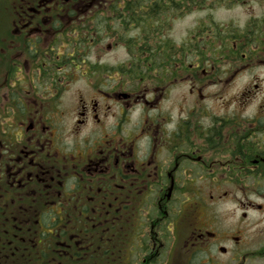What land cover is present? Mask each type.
Masks as SVG:
<instances>
[{
	"label": "flooded vegetation",
	"instance_id": "af4514ba",
	"mask_svg": "<svg viewBox=\"0 0 264 264\" xmlns=\"http://www.w3.org/2000/svg\"><path fill=\"white\" fill-rule=\"evenodd\" d=\"M20 1L14 34H3L0 0V264L263 258L264 247L245 251L244 237L264 232L260 19L228 48L238 64H185L170 48L156 51L158 63L144 58V34L38 24L49 27L59 9L56 19L68 20L64 6L76 7L77 22L99 21L127 0ZM231 32L193 34L186 57L194 37ZM109 39L108 50L125 48L118 63L103 58Z\"/></svg>",
	"mask_w": 264,
	"mask_h": 264
},
{
	"label": "rangeland",
	"instance_id": "374dc122",
	"mask_svg": "<svg viewBox=\"0 0 264 264\" xmlns=\"http://www.w3.org/2000/svg\"><path fill=\"white\" fill-rule=\"evenodd\" d=\"M5 4L7 7L9 6L8 2L4 1L5 12L3 9V31L6 30V28L11 31V21L10 23L8 21L10 20L12 12L9 8L7 9ZM171 19L172 20L169 25H167L164 34L156 35L154 39L148 42L149 45H153L154 40L167 42L170 46H172L170 49L178 50V52L181 53V62L185 64L203 63L202 61L206 58L209 60L208 63L212 64H238L239 62L236 61V57L228 52V48L230 47L232 41L237 38L236 32H238V30H243L245 24L248 22L251 23L256 19L264 20V0L240 1L230 7L221 6L213 9H192V11L187 12L186 14L174 16ZM217 28L224 31H233L234 29L233 32L235 35L227 36L228 39H224L223 42H219L217 40L213 41L211 39L206 41L204 39V35L194 37L192 43L194 44L195 52L189 53L186 57L184 50L188 46L189 40L192 39L193 34H208L207 32L210 29L217 30ZM132 35H134V33ZM200 37L203 39L200 40ZM110 43H113L111 39L105 40L103 46L101 47V49L108 51L105 53L103 58L108 61L110 60L111 63H118L125 58V48L122 45L117 46L116 48L111 46L109 50L112 49V51H109L107 49V45ZM144 51H146L144 58L150 57L147 50ZM208 51H210L211 54L208 53ZM156 59H158L156 62H159L160 58ZM237 86L238 84L233 85L229 89L228 95H233L236 92ZM182 89H184V87H182ZM235 216H238V212H236L235 215L228 213L225 217L226 222H233ZM251 223V220L245 222V224ZM244 237L248 243L245 246V251L255 252L259 248L264 247V232L254 233V231H248L244 234ZM140 249L141 248L137 247L134 251L137 250L138 253L141 251ZM182 264H184V262H182ZM245 264H264V257L258 258L256 256H252Z\"/></svg>",
	"mask_w": 264,
	"mask_h": 264
},
{
	"label": "trees",
	"instance_id": "16d2710c",
	"mask_svg": "<svg viewBox=\"0 0 264 264\" xmlns=\"http://www.w3.org/2000/svg\"><path fill=\"white\" fill-rule=\"evenodd\" d=\"M4 1L8 2L9 6L7 7V5H5L7 9L9 8L12 12V15L8 21L9 23L11 21V31L6 28V30L3 31V34H6V32L7 34H14L15 25H17V21L19 20V5H22V3L20 0ZM240 1L242 2L245 0H144L143 11L141 1L127 0L121 6H117L118 4L114 3L107 7L106 12H102L99 21H93L90 19L83 23L75 20L78 15L76 7L71 8L64 6L65 11L63 14L66 15L68 20L58 21L56 19L61 12L59 9L57 15L53 16V20L49 27H45L41 23L38 24L41 25V28L50 31L53 34H79L81 30H84L85 34H131V32L132 34H144V50H147L150 57L158 60L156 58H160L161 56L156 51L167 49L172 46L167 42L160 40H154L153 45H149L148 42L154 39L156 35L164 34L172 17L186 14L187 12L192 11V9H213L221 6L230 7ZM33 2L34 0L32 3ZM3 9L5 12V7ZM260 22L261 29H263L264 20L261 19ZM215 31L219 32L223 30L217 28ZM230 34L235 33L231 32ZM236 34L240 33L236 32ZM223 41L224 40H221L219 42ZM130 42L131 41L127 43Z\"/></svg>",
	"mask_w": 264,
	"mask_h": 264
}]
</instances>
